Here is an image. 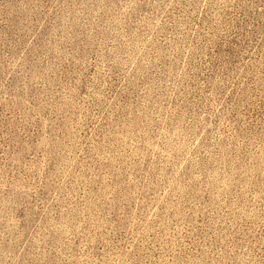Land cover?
<instances>
[{"label": "rangeland", "instance_id": "1", "mask_svg": "<svg viewBox=\"0 0 264 264\" xmlns=\"http://www.w3.org/2000/svg\"><path fill=\"white\" fill-rule=\"evenodd\" d=\"M0 264H264V0H0Z\"/></svg>", "mask_w": 264, "mask_h": 264}]
</instances>
